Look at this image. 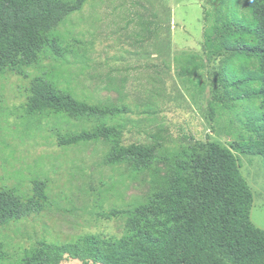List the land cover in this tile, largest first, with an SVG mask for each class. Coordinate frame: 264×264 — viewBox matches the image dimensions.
<instances>
[{"label": "rangeland", "instance_id": "374dc122", "mask_svg": "<svg viewBox=\"0 0 264 264\" xmlns=\"http://www.w3.org/2000/svg\"><path fill=\"white\" fill-rule=\"evenodd\" d=\"M219 5V0H88L56 27L61 56L49 53L36 70H28L30 78L45 75L91 105L125 106L128 112L114 119L28 115L30 78L0 75V188L28 196L33 182L43 181L49 194L45 211L0 227V243L14 252L39 254L43 242L120 236L126 217L108 220L100 214L145 203L168 185L176 153L207 140L236 155L253 197L250 220L264 230V159L236 149L256 103L223 97L218 80L223 54L204 50L205 24L210 40H217L214 16L207 23L205 17ZM154 26L158 29H147ZM187 56H196L200 68L181 76L175 59ZM119 123L122 146L157 144L156 159L144 170L136 171L130 159L110 163L112 145L106 138L60 147L55 137ZM61 264L82 262L66 258Z\"/></svg>", "mask_w": 264, "mask_h": 264}, {"label": "trees", "instance_id": "16d2710c", "mask_svg": "<svg viewBox=\"0 0 264 264\" xmlns=\"http://www.w3.org/2000/svg\"><path fill=\"white\" fill-rule=\"evenodd\" d=\"M87 1L0 0V75L29 79L28 70H36L49 53L61 56L55 29ZM219 2L215 12L205 17L207 23L214 16L217 40H210L205 24L204 50L223 54L218 71L223 97L234 103H256L244 120L247 135L236 149L264 159V0ZM195 58L175 59L181 76L197 72L200 65ZM31 78L25 90L28 115L114 119L128 112L125 106L105 109L79 100L45 75ZM122 131L119 123L74 134L57 132L55 137L60 147L106 138L112 145L110 163L130 159L136 171L144 170L156 159L157 144L124 147ZM252 203L232 149L217 141H194L174 156L165 188L153 191L130 211L113 208L100 214L108 220L126 217L120 236L85 234L70 243L43 242L39 254L27 249L14 252L0 243V264H61L66 258L82 264H264V230L250 220ZM48 206L43 181H34L28 196L0 188V227L40 214Z\"/></svg>", "mask_w": 264, "mask_h": 264}]
</instances>
